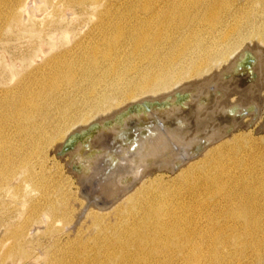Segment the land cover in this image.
Listing matches in <instances>:
<instances>
[{
    "label": "bare ground",
    "instance_id": "6f19581e",
    "mask_svg": "<svg viewBox=\"0 0 264 264\" xmlns=\"http://www.w3.org/2000/svg\"><path fill=\"white\" fill-rule=\"evenodd\" d=\"M150 1L143 0L142 12L145 14L125 13L121 15L123 19L119 17L118 20L114 19L117 20L113 22L114 27L107 25L112 23V20L105 21L101 18L98 35L95 33L97 36L90 37L87 34L90 38L85 39L86 43L76 42L73 48L62 51L49 60L46 68L41 70L40 74L46 75L51 81L49 92L58 95L51 105L60 104L58 99L68 98L69 95L65 93L70 88L84 95L80 104L84 106L83 109L62 111L58 119H55V126L44 120H39L34 125L29 121L30 119H27L28 116H23L22 119L15 118L11 120L14 132L5 135L4 139L0 138V167L5 168L1 180L4 184L14 173L12 163L15 157H20L19 150L10 149L7 142L15 136H19L23 148L27 145L26 148L38 150L54 144L53 149L56 153L68 135L88 127L92 121L102 122L112 119L128 105L144 99H163L179 89L192 93L191 101L195 106L191 121H199L198 129L208 124H219L204 135L199 132L191 133V124L184 121L177 109H172L153 114L147 121L148 126L145 125L146 120H134L130 126H125L120 136V133L117 134L118 131L110 130L108 138L114 141L111 140L112 146L103 143L104 136L99 134L91 142L88 150L83 151L78 147L67 155L65 167L68 173L73 174L83 200L80 215H85L89 209L101 213L114 209L119 222L116 240L91 249L84 250L82 247L79 249L84 253L83 255L91 257L88 264H201L207 251L202 246L206 239L249 242L264 238V168L258 172H249L247 175L241 172L246 187L243 186L241 191L238 190V193L230 195L226 193L224 182L235 185L237 181L231 177L232 171L230 173L228 172L230 169L227 172L214 171L216 162L214 165L208 162L213 160L207 162L200 160L214 144L218 143L216 151L223 146L226 140L222 139L224 131L239 128L242 125L241 107L249 105L245 103L250 105L253 103L255 84L245 85L239 101L231 105H228L224 98L229 92H239L237 84L233 82L234 79L231 78L225 83L224 77L234 73L238 61L247 49L252 51L257 60L256 71L259 79L256 87H264V64L261 62L263 56L259 48H252L255 45L264 47V32L256 30V35L246 44L239 26L236 25L234 30L228 32L227 19H233L234 15L228 12L227 4L223 2H210L204 7L197 4L180 5L177 14L175 9L174 13L169 9L159 14ZM65 2L76 8H84L86 5L94 8L100 3L102 5L105 2L107 5L113 0H65ZM107 7L104 9L106 13L109 10V6ZM97 9L93 12L95 13ZM223 15L227 16L223 17ZM16 21L17 15L12 17L11 22ZM104 22L107 24L104 25ZM201 25L208 26L209 29L206 30L208 36L215 35L214 48L225 47L217 52L210 51L208 45L205 46L204 40L174 38V35L180 31L190 30L189 32L192 33ZM233 38H237L235 44L228 45ZM236 46L240 49L235 56L226 60L225 69L214 74L215 60L212 57L216 54L218 61L225 60L227 55L233 52L231 47L237 49ZM81 60H85L84 69L72 67L75 62L80 63ZM77 73L84 75L79 82L73 80L74 76L77 77ZM68 82L71 87L68 84L65 85L66 87L59 85ZM24 95L27 96L26 91ZM63 96L65 97L61 98ZM210 98L215 100L214 102L212 100L214 107L210 106L213 110H206L207 106L202 101ZM123 100L128 102L119 106L118 104ZM113 101L117 106L113 105ZM90 113H94L95 116L87 119ZM73 121L76 123L66 129ZM28 122L32 124V129L30 126L27 127ZM129 140L131 142H128ZM125 142H127L126 148L123 145ZM208 143L213 144L205 148L197 157L200 160L198 162L202 163L197 162L201 165L195 168L197 171L191 168L196 162L177 171V176L180 178L186 174L184 181L189 178L187 175L196 171L194 179L192 177L193 183L190 185L192 187L188 196L191 199V194L194 197L204 194L210 198L208 202L202 204L203 209L204 204L206 208L203 213L191 205L187 209L179 202L178 205L173 207L170 205L171 208L165 210L163 204L157 201L155 203L156 196L155 199L145 197L144 206L138 211L139 199L144 197L142 192L144 178L153 179L159 176L157 175L159 171L171 169L175 160L187 157L191 151ZM20 161L26 162L25 165L21 163L22 166L29 167L28 160L21 157ZM75 164H81L79 173L73 172L72 168ZM191 188H195L196 191H191ZM222 189L223 199H212L215 193L220 195ZM128 205L135 208L136 212L132 213L133 210L131 207L127 208ZM199 207L201 208L198 206V209ZM126 208L128 213L123 215L122 211ZM51 210L52 213L55 212L54 206ZM93 221L99 224L97 219Z\"/></svg>",
    "mask_w": 264,
    "mask_h": 264
},
{
    "label": "rangeland",
    "instance_id": "374dc122",
    "mask_svg": "<svg viewBox=\"0 0 264 264\" xmlns=\"http://www.w3.org/2000/svg\"><path fill=\"white\" fill-rule=\"evenodd\" d=\"M150 2H152L159 14H163L164 11L169 9L173 13L175 9L177 14V9L180 5L197 4L204 7L210 2H223L227 4L228 12L234 15L233 19H227L228 32H231V29L234 30L236 25L239 26L241 35L246 40H244L245 44L256 35V30L264 32V0H151ZM104 3L94 6L95 9L100 7L94 13L93 10L95 9L91 5H86L84 8H76L75 6L67 5L65 0H0L1 139H4L5 135L11 131L14 132L11 120L15 118L22 119L23 116H28L27 119H30L29 121L34 125L37 121L44 120L55 126V119H58V115L62 111L81 110L84 108V106L80 105L84 95L81 92L73 91L74 89L70 90V88L65 93L69 95L67 96L68 98H57L60 100V104L51 105L58 95L55 96L52 92H49L51 81L46 75L42 76L40 72L46 68V63L49 60L62 51L73 48L76 42L84 41L86 43L87 40L85 41V39L93 37V35L97 36L101 18L105 21L112 20V23L107 24V22H104V25L107 24L110 27H114L115 24L113 22L117 21L118 17L123 19L121 15H125V13L145 14L142 12L143 0H113L107 5ZM107 6H109L108 13L104 11ZM86 7H89V9ZM16 15L17 21L11 22L12 17ZM20 16L21 19H19ZM224 16L226 17L227 15ZM208 29V26L201 25L192 33L189 32L190 30L180 31L174 35V38L182 40L188 37L191 41L196 39L204 40L205 46L208 45L210 51H220L225 46L220 48L216 46L214 48L216 41L213 40V37L215 38V35L211 34V36H208L206 34ZM236 40L237 38H233L228 45H234ZM256 47L261 51L263 56L260 55L262 57L261 62L264 64V47L261 46L260 48L255 45L252 48ZM231 48H233L231 51L234 53L231 52L227 55L225 60L218 61L216 54L212 57L215 60L213 65L214 74L223 71L227 64L226 60L235 56V53L240 49L239 46L238 48L236 46L237 49L235 47ZM247 50L249 54L240 58L233 73V82L237 84L239 92H229L230 95L227 93L224 98L226 103L231 105L239 101L240 95L243 94L242 90L246 87L245 85L255 84L253 86L257 92H255L256 95H253V103L255 105L253 103L252 105L245 103L249 105H245V108L241 107L247 112L241 116L242 126L251 123L250 127L247 129L243 127L229 134L225 138L226 140H223V146L218 151H216V145H218L216 143L211 150H208L200 158V160H206V162L207 160H213V162H208L214 163V165L216 162L213 167L214 171L227 172L229 169V173L232 171L230 175L234 181H237L234 183L235 185H231V182H224L226 193L230 195L238 193V190L241 191L242 188L246 187V183H244L246 181H243L241 172H243V175H247L249 172H258L264 168V87H256L259 79V74L256 71L257 60L255 62L252 51L250 49ZM84 64L85 60H81L80 63L75 62L72 67L83 68ZM77 77L74 76L73 78L75 82L83 79L84 75L77 73ZM91 77L93 76L91 75ZM229 77L230 75H225V83L230 81L231 78ZM67 84L70 86V82L59 85L66 87L65 85ZM25 91L27 96L24 95ZM191 95L190 91L177 94L175 96V104L185 105L191 100ZM70 99L72 100L70 101ZM212 100L213 102L215 101L214 98L203 99V103L209 102L206 110H213L210 108V106L214 107ZM127 102L123 100L118 105L123 106ZM154 104H148L147 107L150 109L155 108L156 105ZM113 105L117 106L115 101H113ZM157 105L158 109H165L169 103L164 100L157 103ZM185 110H187L186 107ZM253 110L255 114H253ZM144 111L145 109L138 105L126 113L118 115L114 120L106 121L103 127L120 123L125 116L140 114ZM193 111L189 110L185 117V120L191 124V133L199 132L204 135L209 130L212 131L216 125H219L217 123L208 124L198 129L199 121H191ZM92 116H95L94 113H90L87 119H92ZM94 122L96 120L92 121V123ZM31 123L27 127L30 126L31 128ZM74 123L76 122L73 121L68 124L66 129L71 128ZM99 127V125H93L86 131L76 133L70 138L67 137V141L66 139V142L64 141V152L61 153V156L56 155L54 152V144L52 146L49 144L50 148L46 145L44 149L40 148L37 150L26 148L27 145L23 148L18 135L14 139L7 141L10 149L19 150L20 157H15L12 163V171L14 173L4 184H2L3 180L1 178L5 173V168L0 167V264H88V260L91 257L83 255L84 253L79 251L81 247L84 250L86 248L91 249L116 240L115 235L118 232L117 225L119 224L115 214L116 210L113 209L101 213L94 209H89L85 215H80L83 200L73 174L68 173L65 167L68 151H72L79 143H85L86 140L99 131ZM204 130L205 133H203ZM21 157L28 160L29 167L28 165L22 166L26 162H21ZM200 160L197 158L184 165L182 169L196 162L191 167L195 169L197 166H201L199 165L202 164L199 163ZM73 167L77 170L78 165L75 164ZM196 171L194 172L193 170V176L192 174L187 175L189 178L186 176V181H184L186 174L180 178V176H177L178 172L175 174L160 172L157 174L159 176H155L153 179H151L152 177L144 178L142 182L144 197L139 199L138 211L144 206L145 197L155 199L156 196L155 203L157 201V203L163 204L162 207L164 206L165 210L171 208L169 207L170 205L173 207L180 203L187 209L192 206L203 213L206 208L204 204L203 209L202 204L208 202L210 198L204 194L195 197L191 194V199L188 196L190 187H192L190 186L193 183L192 180L197 174ZM187 185L188 188H186ZM191 189L194 192L195 188ZM222 192H224L223 189L220 195L215 193L212 199L222 200V194H224ZM138 195L139 193L136 196ZM202 197L204 201H202ZM157 198L163 199V203ZM176 201L177 204H175ZM164 203L166 204L164 205ZM52 206H54L56 213H52ZM198 206H201L202 209L200 207L198 209ZM129 207L132 208V213L136 212L135 208L134 210L132 206L128 205L127 208ZM127 208L126 210L123 209V215L128 213ZM95 219L98 220L99 224L93 221ZM202 246L207 251L201 264H264V238L249 242L215 241L209 238L204 241ZM91 252L92 250L89 251V253Z\"/></svg>",
    "mask_w": 264,
    "mask_h": 264
},
{
    "label": "water",
    "instance_id": "95a60500",
    "mask_svg": "<svg viewBox=\"0 0 264 264\" xmlns=\"http://www.w3.org/2000/svg\"><path fill=\"white\" fill-rule=\"evenodd\" d=\"M246 54H249V52H248V50L247 51H245V53H244V55H246ZM243 55V56H244ZM253 55V54H252ZM254 57V59H255V62H256V58H255V56H253ZM236 70V69H235ZM234 72V71H233ZM238 76V75H237ZM230 78H234V76H233V73L230 75ZM187 90H184V89H179V90H177L176 92H174L173 94H171V95H169V96H167V97H165V98H163V99H159V100H149V99H144V100H141V101H139V102H136V103H134V104H131V105H129V106H127L124 110H122L121 112H119L118 114H116L115 115V117L114 118H112V119H106V120H103L102 122H94V123H97V124H94V123H92V124H90L88 127H86V128H84V129H80V130H78V131H75V132H73L70 136H68V138H70L72 135H74V134H76V133H80V132H83V131H86L87 129H89L91 126H93V125H99L100 127H99V131L97 132V133H95L91 138H89L88 140H86L85 141V143H79L72 151H68L69 153L68 154H70V153H72V152H74L78 147L79 148H81L83 151H86V150H88L89 149V146H90V144H91V142L96 138V137H98V135L99 134H103V136H104V138L102 139V142L103 143H107V146H112V139L111 138H108V134L110 133V130H112V129H114V131H118V133L117 134H119V136L121 135V133H122V130H124V128H125V126H130L131 125V123H133V121L134 120H137V119H139V120H146V126H148V122L147 121H149L150 119H151V117H152V115L153 114H158V113H160V112H165V111H169V110H172V109H177L178 111H179V113H181L180 114V116H182L183 117V119H184V121L186 122V123H188L186 120H185V117L187 116V113L189 112V110H194V106H195V104H193V102L190 100V101H188L185 105H176L175 104V96L177 95V94H179V93H184V92H186ZM211 99V98H210ZM168 101V103H169V105H168V107L167 108H165V109H158V105H157V103H159L160 101ZM151 103H155L154 105H156L155 106V108H152V109H150V108H148L147 107V105L148 104H151ZM142 106L144 109H145V111L143 112V113H140V114H135V115H130V116H125L124 117V119H123V121L122 122H120V123H114L113 125H111V126H109V127H103V124L106 122V121H109V120H114L118 115H121V114H124V113H126L127 111H129L130 109H132V108H134V107H136V106ZM206 106H207V103L205 104ZM185 107H186V109L187 110H185ZM243 112L240 114V116H242L243 114H246L247 112L246 111H244V110H242ZM253 112V114H255V111L253 110L252 111ZM254 118V117H253ZM132 120V121H131ZM250 124L251 123H249L248 125H246V126H240L239 128H236L235 130H233V129H226L225 131H224V133H223V136H222V139H225V138H227L228 137V135L229 134H231V133H233L234 131H236V130H238V129H240V128H249L250 127ZM124 125V126H123ZM105 137H107V138H105ZM197 137H199V135L197 136ZM67 138V139H68ZM67 139H66V141H67ZM114 139V138H113ZM221 139V140H222ZM112 140V141H111ZM132 140V139H131ZM131 140H129L128 142H131ZM65 141V142H66ZM114 142V141H113ZM215 143V142H214ZM213 143H208L207 145H204V146H200L199 148H197L196 150H193V151H191L190 152V154L187 156V157H185V158H183V159H181V160H175V162L173 163V167L171 168V169H168V170H161V171H159V172H164V173H169V174H175L181 167H183L184 165H186L187 164V162H191V161H193V160H195L197 157H198V155L205 149V148H207L209 145H212ZM124 147L126 148V146H127V142H125L124 144ZM64 147V144L62 145V147L58 150V151H56V155H62L61 153H63L64 151H63V148ZM131 150V149H130ZM105 152H107V149H106V151ZM81 164H78V168H77V170L73 167V170H74V172L75 173H79L80 172V166Z\"/></svg>",
    "mask_w": 264,
    "mask_h": 264
}]
</instances>
